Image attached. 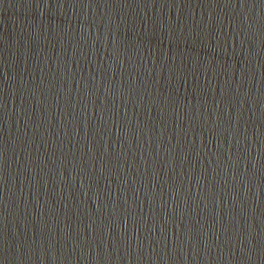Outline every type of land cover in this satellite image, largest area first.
I'll return each instance as SVG.
<instances>
[{"label": "water", "instance_id": "water-1", "mask_svg": "<svg viewBox=\"0 0 264 264\" xmlns=\"http://www.w3.org/2000/svg\"><path fill=\"white\" fill-rule=\"evenodd\" d=\"M0 264H264V0H0Z\"/></svg>", "mask_w": 264, "mask_h": 264}]
</instances>
